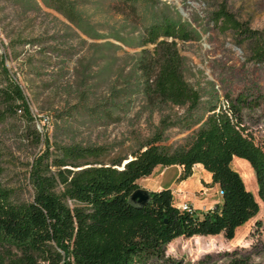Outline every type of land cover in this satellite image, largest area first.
Here are the masks:
<instances>
[{"label": "trees", "instance_id": "obj_1", "mask_svg": "<svg viewBox=\"0 0 264 264\" xmlns=\"http://www.w3.org/2000/svg\"><path fill=\"white\" fill-rule=\"evenodd\" d=\"M1 1L16 7L22 19L44 5L73 28L64 34L17 37L8 46L0 43V124L20 116L34 127L36 145L46 144L30 164L31 198L22 200L3 183L5 151L0 141V264H185L166 255L173 240L222 235L232 241L261 208L264 217V143L257 144L244 124V111H254L258 101L244 92L221 96L213 82L201 91L186 81L187 58L179 42L198 39L200 33L185 18L168 15L166 2L104 0L122 18L116 28L91 20L90 0ZM208 15L253 62L264 64L262 30L238 19L224 2ZM80 33L116 42L94 43L90 55L78 57V45L87 42ZM19 45L29 47L17 51ZM22 55L28 74H42L43 66L58 67L35 87L65 97L58 116L63 124L57 129L68 142L51 141L35 128L30 99L6 63ZM35 90H30L34 96ZM132 114L138 120L146 115L151 129L144 139L136 137L138 146L130 154L112 156L107 147L76 141L79 127L106 128ZM171 130L188 134L182 142L167 145ZM236 158L251 167L258 198L232 169ZM196 165L210 175V187L220 191V204L213 209L183 211L173 204L168 188L151 192L142 210L129 204L141 188L138 182L156 167H180L175 180L180 184ZM259 227L256 222L255 230ZM234 254H227V264H248Z\"/></svg>", "mask_w": 264, "mask_h": 264}, {"label": "rangeland", "instance_id": "obj_2", "mask_svg": "<svg viewBox=\"0 0 264 264\" xmlns=\"http://www.w3.org/2000/svg\"><path fill=\"white\" fill-rule=\"evenodd\" d=\"M89 15L93 22L105 23L118 28L122 23L121 16L104 0H90ZM166 2L164 8L168 15L174 18H185L194 29L200 33L198 39L179 42L181 53L187 58L185 71L186 81L195 89L204 90L209 82H213L220 95L229 92L231 96L238 92H244L250 99H256L259 106L252 112L244 111V124L254 141L262 145L264 143V64L253 62L245 48L238 47L229 33L222 34L209 18L210 9L217 3L224 2L227 7L241 21L249 23L250 27L264 32V0H160ZM179 9L182 10L181 14ZM17 8L0 2V43L5 46L11 39L17 37H33L41 33L70 32L72 24L60 13L42 5L38 13H29L27 18L17 14ZM107 32V30H103ZM81 34V33H80ZM87 42L78 45L80 56L85 57L93 51L94 43H102L106 40H93L82 35ZM78 41V40H77ZM77 41L73 44L77 45ZM80 41V40H79ZM2 46L1 52L6 48ZM25 47H29L26 45ZM25 47L19 45L17 51H24ZM129 52L134 49L124 47ZM41 55H37L41 59ZM54 59V62H57ZM40 62V61H39ZM7 66L16 76L30 99L32 112L35 116V128L50 140L55 138L59 142H68L67 135L62 134L60 127L63 123L58 119L61 100L65 97L50 95L41 85L42 81L49 79L53 74V67L43 66L42 74H28L29 66L23 60V55L18 60L8 59ZM40 64H42L40 62ZM44 65V63H43ZM46 65V64H45ZM72 80L74 76L69 75ZM31 88L36 91V96L31 93ZM20 115V114H19ZM146 115L138 120L134 114L124 122L110 127H79L76 133V141L83 144L104 146L109 148L112 156L130 154L137 148L135 141L138 136L144 139L148 136L151 127L147 124ZM157 123V116L153 118ZM32 128L26 124L20 116H9L7 121L0 124V141H2L5 157L3 183L6 187L17 191V196L22 200H29L32 195V187L29 184V169L35 155L46 149L43 142L36 145ZM188 133H180L177 130L168 132L167 145L182 142ZM131 158V156H130ZM232 169L244 179L246 188L257 198V186L254 173L249 164L241 159H235ZM163 175L162 177H158ZM176 170L159 168L155 171L158 183L170 186L173 195V204L180 206L186 204L193 210L207 211L220 204L221 197L218 187H210L211 178L202 168L195 170V175L184 184L175 182ZM145 181L140 180V187ZM197 186V187H196ZM154 191V190H152ZM260 222L259 230H255V223ZM233 257L246 258L248 264H264V217L262 208L260 213L243 227L236 231L235 238L227 241L222 235L192 238H177L166 247V255L181 260L185 264H227V254Z\"/></svg>", "mask_w": 264, "mask_h": 264}, {"label": "crops", "instance_id": "obj_3", "mask_svg": "<svg viewBox=\"0 0 264 264\" xmlns=\"http://www.w3.org/2000/svg\"><path fill=\"white\" fill-rule=\"evenodd\" d=\"M159 168H162V167H156L155 169H154V171H153V173L149 176V177H147V178H145V179H141V180H143V181H145V183L141 186V188H143V189H146L147 191H150V192H155V191H159V190H161L162 188H168V189H171V187L170 186H163L162 184H160V183H158V181H157V179L154 177L153 178V175H154V173H155V171H158V169ZM170 168H174L175 170H176V173H177V175H176V178H177V176H178V174H179V172H180V167H178V166H172V167H168V168H163L165 171L166 170H168V169H170ZM201 168V166L200 165H196L194 168H193V175L190 177V178H188L186 181H183V182H181L180 184H184V183H187L188 181H191V179L194 177V175H195V170H198V169H200ZM208 174V173H207ZM209 175V174H208ZM163 175L161 174V176H158V177H162ZM209 177H210V175H209ZM176 178H175V180H176ZM197 187V186H196ZM152 190H154V191H152ZM220 196V195H219ZM178 207V206H177Z\"/></svg>", "mask_w": 264, "mask_h": 264}, {"label": "water", "instance_id": "obj_4", "mask_svg": "<svg viewBox=\"0 0 264 264\" xmlns=\"http://www.w3.org/2000/svg\"><path fill=\"white\" fill-rule=\"evenodd\" d=\"M181 14L182 10L179 9ZM151 200V192L140 188L129 197V204L135 209L142 210Z\"/></svg>", "mask_w": 264, "mask_h": 264}, {"label": "built area", "instance_id": "obj_5", "mask_svg": "<svg viewBox=\"0 0 264 264\" xmlns=\"http://www.w3.org/2000/svg\"><path fill=\"white\" fill-rule=\"evenodd\" d=\"M218 193L220 195V191L218 190ZM179 209L183 210V211H191V208L189 206H187L186 204H182L180 206H178Z\"/></svg>", "mask_w": 264, "mask_h": 264}]
</instances>
